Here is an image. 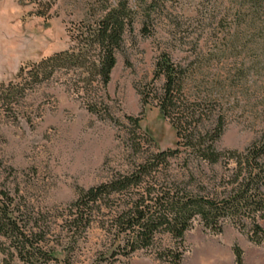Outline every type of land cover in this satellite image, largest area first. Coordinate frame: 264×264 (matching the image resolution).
Masks as SVG:
<instances>
[{
  "label": "trees",
  "instance_id": "16d2710c",
  "mask_svg": "<svg viewBox=\"0 0 264 264\" xmlns=\"http://www.w3.org/2000/svg\"><path fill=\"white\" fill-rule=\"evenodd\" d=\"M24 1L35 17L47 21L54 0ZM163 6L160 0H95L85 18L69 30L68 50L25 63L7 86L0 83V110L12 107L13 112L28 92L64 71L76 74L72 85L83 95L87 111L112 119L104 100L116 54L126 34L133 32L138 14L150 23ZM199 13L200 24L208 30L207 52L197 44L186 64L161 52L151 81L138 91L142 104L153 103L174 129L175 147L147 153L128 171L79 189L59 232L47 220L23 211L0 184V238L8 243L10 257L23 264H73L80 239L93 224H99L108 240L110 252L101 256L109 259L129 258L166 235L174 244L161 248L156 257L180 264L179 249L195 221L214 234L221 233L225 223L240 230L247 225L250 241L264 243L259 225L264 220V132L242 151L216 149L231 109L227 98L237 84L254 86L264 116V0H203ZM212 67L224 71L199 80L203 69ZM125 119L133 129L131 150L137 155L150 140L135 134L138 118ZM172 163L189 175V185L194 182L188 171L192 164L222 172L212 173V189L194 192L172 176ZM233 253L235 263L243 264L241 250L234 247Z\"/></svg>",
  "mask_w": 264,
  "mask_h": 264
},
{
  "label": "rangeland",
  "instance_id": "374dc122",
  "mask_svg": "<svg viewBox=\"0 0 264 264\" xmlns=\"http://www.w3.org/2000/svg\"><path fill=\"white\" fill-rule=\"evenodd\" d=\"M160 1L164 6L152 15L150 23H144L138 14L133 32L126 34L116 54L106 88L108 99L104 100L112 119L89 113L83 95L72 85L76 74L64 71L28 92L13 112L12 107L0 110V184L23 211L37 220H47L56 232L62 229L67 207L79 189L97 186L117 172L128 171L147 153L175 147L174 129L153 103L142 104L138 91L151 81L161 52L180 64L191 60L197 44L206 53L208 30L197 14L203 0ZM94 2L54 0L45 21L35 17L33 7L24 0H0V83L7 86L25 63L68 50L72 45L69 30L85 18ZM222 71L215 67L203 69L199 80L206 81ZM233 94L227 98L231 109L226 112V126L216 144L218 151H242L264 132L261 98L254 86L237 84ZM126 117L138 118L135 134L150 140L141 145L137 155L131 150L134 132ZM172 164V176L183 180L194 192L212 189V173L222 172L219 167L210 173L192 164L188 171L194 182L189 185L185 170ZM259 225L264 231V220ZM248 229L247 225L240 230L225 223L221 233L214 234L195 221L179 249L183 253L180 264H236L234 247L241 250L243 264H264V243L251 242ZM107 242L99 224L91 225L80 239L73 264H167L156 253L174 244L162 235L148 250L129 258L109 259L101 256L110 252ZM7 247L8 243L0 238V264H23L10 257L12 251Z\"/></svg>",
  "mask_w": 264,
  "mask_h": 264
}]
</instances>
